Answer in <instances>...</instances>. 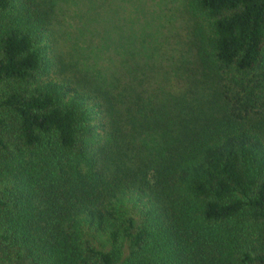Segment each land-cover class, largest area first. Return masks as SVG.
Masks as SVG:
<instances>
[{
    "label": "trees",
    "instance_id": "trees-1",
    "mask_svg": "<svg viewBox=\"0 0 264 264\" xmlns=\"http://www.w3.org/2000/svg\"><path fill=\"white\" fill-rule=\"evenodd\" d=\"M56 5L0 0V264H264V0H183L185 60L79 77Z\"/></svg>",
    "mask_w": 264,
    "mask_h": 264
},
{
    "label": "rangeland",
    "instance_id": "rangeland-1",
    "mask_svg": "<svg viewBox=\"0 0 264 264\" xmlns=\"http://www.w3.org/2000/svg\"><path fill=\"white\" fill-rule=\"evenodd\" d=\"M53 26L55 54L78 77L189 55L183 0H57Z\"/></svg>",
    "mask_w": 264,
    "mask_h": 264
}]
</instances>
